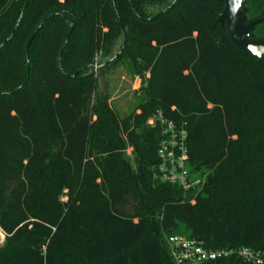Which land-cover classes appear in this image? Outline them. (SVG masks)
Returning <instances> with one entry per match:
<instances>
[{
	"label": "trees",
	"instance_id": "obj_1",
	"mask_svg": "<svg viewBox=\"0 0 264 264\" xmlns=\"http://www.w3.org/2000/svg\"><path fill=\"white\" fill-rule=\"evenodd\" d=\"M224 8L0 0V264H176L171 235L264 251V57L235 47ZM244 8L264 19V0ZM119 68L140 79L125 116L109 104ZM169 124L189 188L155 178Z\"/></svg>",
	"mask_w": 264,
	"mask_h": 264
},
{
	"label": "built area",
	"instance_id": "obj_2",
	"mask_svg": "<svg viewBox=\"0 0 264 264\" xmlns=\"http://www.w3.org/2000/svg\"><path fill=\"white\" fill-rule=\"evenodd\" d=\"M166 139L161 143L158 156L161 166L155 178L161 182L171 185H180L189 188L198 182L193 183L189 179L186 166V133L184 130H177L172 124L167 125L164 130ZM6 233L0 227V245H3ZM166 244L176 264H225L232 261V257L239 258L245 264H264V251L242 248L237 251L220 249L211 250L203 243L181 235L166 237ZM235 253V254H234Z\"/></svg>",
	"mask_w": 264,
	"mask_h": 264
},
{
	"label": "water",
	"instance_id": "obj_3",
	"mask_svg": "<svg viewBox=\"0 0 264 264\" xmlns=\"http://www.w3.org/2000/svg\"><path fill=\"white\" fill-rule=\"evenodd\" d=\"M220 1L225 4V8L219 15L218 22L221 26L226 25L229 37L235 47L254 57H257L254 52L260 53L259 58L257 57L258 59L264 57V40H256L252 35L255 27L263 23L264 19L246 23L245 0H239L235 14L230 10L236 6L234 0Z\"/></svg>",
	"mask_w": 264,
	"mask_h": 264
},
{
	"label": "rangeland",
	"instance_id": "obj_4",
	"mask_svg": "<svg viewBox=\"0 0 264 264\" xmlns=\"http://www.w3.org/2000/svg\"><path fill=\"white\" fill-rule=\"evenodd\" d=\"M104 67H106L105 64H95L94 72L99 76L101 74H99L98 71L104 73ZM100 69L103 70L101 71ZM112 71L113 72L106 77L110 88L109 94L111 98L109 104L114 108L119 116H125L129 114V112H131L136 105L134 92L137 91L140 86V79L133 74H129L123 68ZM1 247L2 245H0V248Z\"/></svg>",
	"mask_w": 264,
	"mask_h": 264
},
{
	"label": "clouds",
	"instance_id": "obj_5",
	"mask_svg": "<svg viewBox=\"0 0 264 264\" xmlns=\"http://www.w3.org/2000/svg\"><path fill=\"white\" fill-rule=\"evenodd\" d=\"M234 3L236 6H234L230 9L233 14H235V12H236V8L238 7L239 0H234ZM254 54L257 55V57L259 58L260 53L254 52Z\"/></svg>",
	"mask_w": 264,
	"mask_h": 264
}]
</instances>
